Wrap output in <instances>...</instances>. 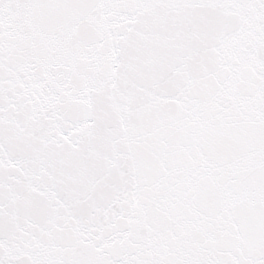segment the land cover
Listing matches in <instances>:
<instances>
[{"label": "snow or ice", "instance_id": "snow-or-ice-1", "mask_svg": "<svg viewBox=\"0 0 264 264\" xmlns=\"http://www.w3.org/2000/svg\"><path fill=\"white\" fill-rule=\"evenodd\" d=\"M0 264H264V0H0Z\"/></svg>", "mask_w": 264, "mask_h": 264}]
</instances>
